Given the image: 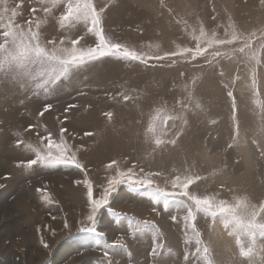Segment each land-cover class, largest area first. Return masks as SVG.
Instances as JSON below:
<instances>
[{"label":"rangeland","instance_id":"374dc122","mask_svg":"<svg viewBox=\"0 0 264 264\" xmlns=\"http://www.w3.org/2000/svg\"><path fill=\"white\" fill-rule=\"evenodd\" d=\"M93 3L97 10L105 8L102 27L112 42L146 56H164L184 47L191 50L192 55L152 58L147 63L105 57L72 70L67 80L61 78L48 93L37 86L43 83L39 76L25 82L7 69V65L4 66L7 70H0V264H49L53 259L54 264H99L106 258L114 261L113 249L120 250L116 253L121 252L119 259L127 264H156L157 259V264H185V259L178 255L180 251L197 255L196 264H264V51H261L264 49V0H93ZM66 8L67 0H0V43H3V24L10 23L8 18L11 17L18 32L27 34L29 29L38 32L42 45L49 49L73 47L71 41L81 37L79 46H95L96 37L87 32L83 23L60 27L59 18ZM229 24L243 34L240 39L232 41L225 36ZM202 26L208 32L205 38L208 42L201 39L197 47L193 33L199 36ZM214 56L218 60L209 63ZM36 71L38 69H34V74ZM252 73L257 79L255 94L249 91ZM141 77L157 81L155 87L139 84V90H159L163 79L168 81L169 89H178L179 95L189 94V90L194 89V94L199 95L195 97L196 102L201 96L205 98L204 110H211L207 112L218 120L228 118L229 134L225 145L200 152L187 149L185 154L186 149L179 142L183 131L189 127L185 106L179 105L172 94L160 97L155 93L152 106L167 107L153 111V123L160 124L158 116L182 115L183 119L167 120L164 132L154 136L151 145L155 153L174 154L179 160L187 158L183 160L189 163L185 166L186 172L179 166L164 172L126 160L108 163L112 166L102 177L104 181L95 183L92 180L95 164L88 163L86 146L78 142L76 136L81 129L76 133L71 121L86 129L82 134L90 139L96 118L86 121L79 109L106 110L105 117L111 119L110 103L124 99L129 94L125 88ZM229 91L237 100L238 121L231 118ZM45 104L52 108L40 115ZM169 121H173V126H169ZM62 128L65 129L64 141L87 174L64 166L34 165L27 169L26 162L35 158L27 145L43 149L47 140L41 138L49 134L59 143ZM156 139L164 142L157 145ZM18 141H22L19 146ZM194 158L197 163H192ZM130 168L140 175L159 173L154 179L167 190H171L170 181L177 176L182 180L192 177L193 183L188 188L191 194L209 197L215 202H228L231 207L228 216L242 226L236 222L225 226L221 216L195 208L194 219L185 221L186 204L166 201L163 197L153 199L147 189L131 193L122 188L110 204L111 211L101 209L97 233H79L80 221L89 211L84 180L92 184L94 196L98 197L110 176ZM58 174L79 177L76 187L84 189L82 210L72 206L70 212L65 213L60 199L48 203L42 198V193L49 197V192L43 188L45 184L38 185V181ZM17 175L24 178L23 185L12 184ZM17 192L29 194L26 199H16ZM120 196L123 199L118 204ZM63 197L70 205L67 194ZM129 199L141 202L133 204ZM25 206L29 207L28 212L22 209ZM15 218L21 219L24 231L30 232L32 237L31 244L18 251L10 247L4 235ZM65 222L69 227L64 226ZM105 222L110 225L105 226ZM120 224L125 225L126 233L117 230ZM177 231L181 237L175 239ZM100 232L104 235H99ZM41 237L47 248L40 243ZM141 240H147L148 246L142 247ZM198 256H203V260L199 261ZM113 264H120V261Z\"/></svg>","mask_w":264,"mask_h":264},{"label":"snow or ice","instance_id":"6c2138e0","mask_svg":"<svg viewBox=\"0 0 264 264\" xmlns=\"http://www.w3.org/2000/svg\"><path fill=\"white\" fill-rule=\"evenodd\" d=\"M105 8L97 10L93 3V0H67L66 12L62 14L59 18V24L61 28L66 25L73 26L79 23H83L87 26V32L92 33L96 37L95 46L82 47L80 41L82 39L78 38L71 41L73 47H54L49 49L42 45L40 40V35L38 32H33L29 29L27 34L18 32L16 30V25L14 24V19L9 17L10 23L3 24L5 29L2 33L3 43H0V70L11 69L14 74L22 81H27L28 79H35L39 76L43 83L37 85L42 87L45 93H48L53 85H57L61 78L67 80L72 70L80 69L87 66L91 62L98 61L105 57H118L125 60L131 61H141L147 63L148 59L155 58L157 60L164 59L170 56H188L192 55L191 50L187 47L180 48L178 51L172 53H167L164 56L160 55H149L146 56L143 53L130 50L128 47L120 43H114L109 38L106 37L104 29L102 27V16ZM2 21V20H0ZM39 27V24H37ZM7 33V35H4ZM225 36L230 37L232 41L240 39L243 34L239 33L235 25L229 24L224 32ZM194 39L197 41V47L200 46L199 41L208 37V32L205 31L203 26L200 29V35L196 36L193 33ZM215 38V33L212 35V39ZM205 42L208 41L205 39ZM63 43V42H62ZM158 48V45L156 46ZM261 51H264L262 49ZM243 52V49H241ZM197 58V57H196ZM218 60V57H213L209 60V63H214ZM7 65V69H5ZM34 69L38 71L34 74ZM250 90L255 94L257 79L255 73L251 74V84ZM227 95L231 98V118L233 121H238V104L235 96H233L232 91H229ZM188 101L193 107L199 108L200 105L196 102L194 89L189 90ZM73 107V105H69ZM52 108V105L45 104L40 115H43L44 111H48ZM67 111V109H65ZM107 115H111L108 113ZM183 119V116L178 117H157L160 120V124H153L149 128V139L152 136H159L164 132V127L169 119ZM32 126L29 125V128ZM65 129H61V139L57 143L54 141L49 134L47 137H42L47 140V144L43 149L34 148L32 145H27L28 149L35 153V158L26 162L24 165L27 169L32 168L34 165H41L44 167H74L82 172L86 173L84 166L76 159L75 153L71 152V148L63 138V133ZM236 134H239V124H236ZM19 135V133H17ZM90 135V133H86ZM164 141L161 139H156V144L160 145ZM175 141H173L174 143ZM22 143L18 141L17 145ZM113 164L115 161L112 162ZM109 164L108 167H111ZM141 172L143 170L141 169ZM159 173H145L143 175L137 174L131 168L126 172L117 171L116 175L110 176L107 179V183L102 186V191H100L99 196H94V191L92 184L85 179L84 184L87 186V202L89 205V211L86 217L80 221L82 227L79 228V233L90 234L97 233V225L100 222L101 209L111 211L110 204L113 202L115 196H119L122 188L128 189L131 193H136L139 189H147L153 196V199L163 197L166 201H179L181 204H186L187 216L184 217L185 221H190L194 219L193 208L205 213H209L212 216H221L224 218L225 226L231 222H236L238 226V221H233L228 213L231 212V207L226 201L215 202L209 197L199 198L196 195L191 194L188 191L189 185L193 183L192 177H185L183 180L177 176L175 179L170 181L171 190H167L166 186H161L156 182L154 177L158 176ZM80 183V181H76ZM2 187V186H0ZM42 191V190H38ZM42 198L47 200L48 203H52L50 197L43 195ZM186 202H191L186 203ZM55 219V217H53ZM172 220L175 222L176 217L173 216ZM66 228L69 227L68 223L65 222ZM103 236L104 233H98ZM201 242V241H199ZM197 242V243H199ZM40 243L47 248L48 245L45 243L43 237L40 238ZM185 260L188 261V255H185ZM49 264H54V259L49 262ZM99 264H113L111 259H105L99 262Z\"/></svg>","mask_w":264,"mask_h":264},{"label":"bare ground","instance_id":"6f19581e","mask_svg":"<svg viewBox=\"0 0 264 264\" xmlns=\"http://www.w3.org/2000/svg\"><path fill=\"white\" fill-rule=\"evenodd\" d=\"M156 81V79L151 80L149 78H145L144 80V78L141 77V79L137 80V82L131 83L128 88H125V92L129 94L126 95L124 99H121L119 101L113 100L110 103L111 106L109 108L112 109L111 112L113 115L111 114L112 118L109 120H107L104 115L106 110L101 111L100 109L94 108L86 109L85 107L83 109H79L78 112L81 113L82 116H85L84 119H86V121H88L87 119L91 117L96 118L92 130L93 133L90 139L85 138L82 134V132L86 131V129H83L80 126H76L77 124L71 121L72 127H75L74 131H76V133H78V131L81 129V131H79V135L77 134L76 136H78V142L85 144L86 146V154L90 158L88 160V163L90 162L93 165L95 164V167H93L94 169L92 170V174L94 175L92 180L95 183L96 181H98V184H100L101 180L104 181V178L102 179V177L109 171V167L107 164L113 161L117 163H123V161L128 160L134 165H144L145 167L153 166L162 169L164 172H168V169L170 167L179 166L182 172H186L185 166L189 163L183 160H187V158L183 157L182 160H179L174 154L172 156L170 154V156H167L155 153V149L151 145L154 136L149 139L150 133L148 130L154 124L151 120L155 112L154 110H163L167 107L165 105L152 106L155 93H157V95H159L160 97H166L169 96V94H172L173 98L178 100L177 103H179V105H181L182 107L185 106V119L189 127L186 129V131H183V137L181 136L179 140L180 143L182 142V146L186 149L185 154L188 153L187 149H191V151L194 150V152H200L214 149L218 146L219 148L224 147V143L226 142L229 134L227 128V117H225L224 120L223 118H221V121L218 120L217 116H212V114L207 112H211V110L207 108L204 110L203 108H205L206 106L204 103L206 102L205 98H202V96L197 101L200 107H193L187 99L189 95L187 94V92H185V94L179 95L180 93L178 92V89H169L167 86L168 81L164 79L160 84L159 90H153L151 88H144L139 90L138 88L139 84H145L148 86L152 85L155 87L154 82ZM138 95L141 97L139 98ZM198 96V94L195 95V97ZM140 102L142 103V105H140ZM54 126L56 127V125ZM169 126H173V121H169ZM215 136H217V138ZM91 157L94 158V160H92ZM192 163H197L195 158L192 160ZM78 178L79 177H72L71 175L67 177H62L59 174L58 176L50 175L40 178V180L38 181V185L45 184L43 188L45 190H48L50 199H60V205L62 204L63 211L65 213H69L70 207L72 206H74L73 208H76L78 211L82 210V205L85 202L84 189L81 188L82 186L76 187V179ZM23 182L24 178L20 175H17L12 184L14 186L16 185V183L23 185ZM28 194L29 193L24 194L21 192H17L15 194V197L16 199H26ZM63 194H67L70 205L66 203ZM80 198L82 199L81 201ZM122 199L123 198L121 196L117 199L118 204L121 203L120 201ZM137 201L141 202L138 199H129V203L136 204ZM22 209L27 212L29 211V207L26 206ZM14 211L15 213H18L17 209H15ZM108 223L105 222L104 225H110ZM22 225L23 224L21 223V219L15 218L11 226H9L8 229L4 232V235L10 244V247L14 251L23 249L27 245L31 244L30 241H32V237L29 234L30 232L27 234V231H24V227ZM124 226L125 225L120 224L116 226V228L119 232L126 233L127 230H125L126 228ZM165 228L166 231H168L169 227L166 226ZM175 237L174 238L177 239L181 237V234L177 231ZM135 240L138 241V238H135ZM141 241L142 244L140 243V245L142 247L148 246L147 240ZM116 251L120 250L113 249L111 256L114 261L112 262L116 263L120 261V264H127L124 263V260L119 259L121 252L116 253ZM63 254L64 253H62V255ZM178 255H181L184 259L185 255H188L189 260H185L183 263L196 264L197 255L194 256L193 252L180 251L178 252ZM198 260L202 261L203 256H198ZM155 263H158V259Z\"/></svg>","mask_w":264,"mask_h":264}]
</instances>
